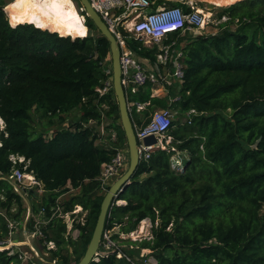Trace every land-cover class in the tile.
<instances>
[{"label":"trees","instance_id":"1","mask_svg":"<svg viewBox=\"0 0 264 264\" xmlns=\"http://www.w3.org/2000/svg\"><path fill=\"white\" fill-rule=\"evenodd\" d=\"M152 1L153 9L181 6L191 11L188 0ZM8 3L0 0V117L5 122L0 130V220H20L28 208L24 195H36L32 189L17 192L8 178L15 166L25 165H15L10 156H23L29 161L26 171L46 192L39 206L31 201L33 214L44 207L50 218L56 207L66 213L75 205L87 211L85 223L74 225L84 240L78 264L110 188L101 193L102 164L127 144L113 88L100 91L112 78L107 73L110 42L88 16V34H75L34 18L18 21L9 15V20L4 10L6 6L8 13ZM224 16L215 34L186 39L178 30L165 40L178 46L186 39L184 82L168 95L179 99L152 97L151 84L129 96L151 102L143 113H132L133 123L141 124L156 107H175L181 114L195 110L185 122L173 119L166 148L141 157L130 185L118 192L107 215L105 229L119 226L123 233L146 218L152 221L153 238L128 239V248L119 245L118 251L136 264L151 255L157 264H264V0H239L222 7ZM128 44L140 57L156 61L158 47L150 49L134 39ZM36 109L49 122L74 109L81 115L50 133L38 132L31 114ZM108 121L105 129L117 131L115 140L97 128ZM104 139L110 145L98 143ZM175 156L181 165H173ZM66 190L69 197L60 200ZM61 220L55 216L48 228L42 227L48 239ZM65 228L61 225L55 235L57 249L51 252L63 259L61 264H70L62 247ZM167 250L172 255H165ZM117 254L90 264H132ZM18 261V255L0 250V264Z\"/></svg>","mask_w":264,"mask_h":264},{"label":"built area","instance_id":"2","mask_svg":"<svg viewBox=\"0 0 264 264\" xmlns=\"http://www.w3.org/2000/svg\"><path fill=\"white\" fill-rule=\"evenodd\" d=\"M93 9L101 16L103 21L108 26L110 32L115 36L119 42L121 49V70H122V84L125 89V93L128 100V108L130 114L143 113L147 107L151 104L150 101L129 100V96H133L139 91L141 87H145L148 84L159 87H166L167 84L172 88L180 87L184 82V63L182 61L183 51L175 42L165 43L169 34L175 31L181 30H194L195 28H202L206 19L201 11L185 12L181 6H160L153 9L154 2L152 0H89ZM8 18L9 15L4 8ZM80 12L86 14L84 7L81 5ZM86 15H84L85 17ZM10 20V18H9ZM85 21V20H84ZM11 22V21H10ZM12 24V23H11ZM13 25V24H12ZM15 26V25H13ZM128 39H134L135 41L142 42L144 46L153 49L151 46H158V52H156V61L152 62L149 58H142L129 46ZM183 48V47H182ZM167 67V70H166ZM169 68V70H168ZM108 74H112V64L107 70ZM113 88V76L108 78L105 82L103 89H100L102 93L108 92ZM169 94V93H168ZM178 98H173L176 101ZM195 113L192 109L187 112V118L190 119V115ZM173 112L171 107L158 108L156 107L152 112L145 117L144 121L140 124L137 121L133 123L134 130L139 141V152L141 157H149L151 151L156 148H166L171 137L168 135L169 129L173 121ZM148 119V121H146ZM146 121V122H145ZM5 128V122L0 117V130ZM155 135L158 138L157 147L154 145H143V139L147 136ZM0 146L2 141L0 139ZM129 157V151L124 148H116L115 154L111 161L102 164L101 173L98 177L101 182V188L106 189L111 184L114 177L121 175L124 171L127 160ZM14 164L25 162L24 169L20 167H14L12 173L9 175V180L13 183L15 190L21 194L23 191L29 189L28 186L38 185L42 187V182L36 178L32 172H27V166L29 161L23 156L12 154L10 156ZM26 180L31 182L32 185H28ZM124 201H117L118 204ZM72 211L63 213V208L58 206L54 209L53 216L46 218L45 208H41L39 211L38 219L35 220L32 228V238L47 239V234L43 231L42 227L47 226V223L52 218L65 216L68 213H72L77 216L75 222L84 224L86 221L87 211L83 209L81 205H75ZM77 208V209H76ZM27 211L29 213L28 219L30 222L31 207L28 206ZM85 214H84V213ZM84 214V215H83ZM150 218H146L142 221H147ZM141 221V222H142ZM153 225V224H152ZM153 227V226H152ZM9 235L8 237L0 236V250H8L9 255H18L19 261L28 258L27 253L23 251L14 252L13 247L19 242L15 239L18 235L14 229L16 226L13 222L8 220ZM27 227L24 231L27 235ZM136 231L128 233V237L134 238ZM133 235V236H132ZM140 237V235H139ZM138 238V237H137ZM31 245V239L27 238ZM48 240V239H47ZM45 240L46 247L50 240ZM114 238L111 229H105L98 251L97 260L100 256L108 255L117 251L119 258L125 257L132 264H136L131 257L127 256L119 249V243ZM45 244L42 243L44 247ZM53 250V249H51ZM39 256V254L36 252ZM146 257L142 264H151ZM16 264V263H15Z\"/></svg>","mask_w":264,"mask_h":264},{"label":"rangeland","instance_id":"3","mask_svg":"<svg viewBox=\"0 0 264 264\" xmlns=\"http://www.w3.org/2000/svg\"><path fill=\"white\" fill-rule=\"evenodd\" d=\"M7 1L10 3L13 0H7ZM35 1H39V0H35ZM237 1H239V0H236L234 2H237ZM74 2L76 3L77 8L80 12L81 3L76 1V0H74ZM187 5L190 7L191 11H199V12L201 11V13H203V16L206 19V23L202 28H195L194 30L182 31L181 37H184L186 39L187 38H195L201 34H207V35L215 34L219 29V25L227 19V18H225V16L220 17L221 9H222V7H225V6L230 5V4L225 3L223 5H216L214 2H212V0H188ZM200 9H204V10H200ZM45 13H47V12L45 11ZM8 15H9V12H8ZM85 21H86V16H85ZM233 29H235V27H233ZM186 39H184L183 42H181V44H179L177 47L182 49V47L186 44ZM151 47L154 48V47H158V46L153 45ZM166 70H167V67H166ZM168 70H169V68H168ZM158 87L159 86H156L155 89ZM163 88H166L168 90V92L169 91L171 92L172 86L167 84L166 87H163ZM175 88L178 90L180 89V87H175ZM153 91H154V89H153ZM168 95H163L162 96L163 99L165 101L168 100L170 102H173V100H171L168 97ZM171 109H172V112L174 115L173 119H174V121H176V123L187 121V119H188L187 114H181V112L178 111L177 108H175V107H171ZM31 114H32L34 129L38 132L45 131V132L50 133L53 130H56V129L61 128L65 125H68L71 120L76 119L77 117H79L81 115V111L79 109L71 110V111L63 114V116H61L62 118H53L52 122H49V118L44 116L41 110H38V109L32 110ZM109 123H110V121H108L107 123H105L101 126H98L97 128L100 130L103 137L108 138L109 136H111V139L115 140L117 138V131L114 129H110V130L105 129V126ZM95 126H97V125H95ZM98 143L104 144V145H110L108 139L98 141ZM121 148L129 150L128 144L122 145ZM181 155H185V153H183ZM175 158H177V156H175L174 159ZM129 161H130V159L128 157L127 165H126L124 171L121 173V175L114 177L113 181H111L110 185H112L119 177H121L126 172V170L129 167ZM179 161L180 160H178V162ZM26 182L28 185H32L31 182H29L28 180H26ZM69 186L71 187V185H68V187ZM28 188L35 190L36 195L34 196V198H31L30 196L24 195L25 204L27 206H30L32 203L31 201H35L34 203L37 206H39L40 205L39 203L42 202L43 196L46 194V192L43 190V185H42V187L38 186V185H34L32 187L28 186ZM106 189H102L101 193H105ZM69 194H70V191H67V190L63 191L61 193V195H59V199L60 200H62L64 198L67 199L69 197ZM75 207H77V206H74V208ZM28 216H29V213H28V211H26V213L21 216L20 220H18V221L9 220L10 222H13L16 226V229H14V231H16L18 233V235L15 239H17L18 240L17 242H19V244L15 245L13 247L12 251L17 252L20 250V251L27 253V255H28V258L26 260L22 259V262L20 260L16 264H61L63 259L54 257L52 252H51V249H57V242L55 239V235H57L59 233L61 225H63V224L66 226L65 231L63 232V235L65 237V242L62 243V247H64L63 254L66 257H68L70 264H74L75 259L82 253L83 246H84V242H83L84 240H82L80 238V230L74 227V225L76 223L75 219L77 216H74L72 213H68L67 215L60 217L62 219L61 221H58V222L55 221V222H57V225H56V223L54 224L55 228L53 227L54 229H51L48 232L50 239L47 238L52 243H49L47 245V247L45 244V240H47V239H42V238L37 239V238L31 237V234L33 231H32V228L29 227L30 222H29ZM4 217H6V216L4 215L3 218ZM37 219H38V215L31 213L30 221H32L33 224H34L35 220H37ZM7 221H8L7 217L4 218L3 220L2 219L0 220V236H2V237H8L9 232H10L9 228H8ZM49 223H52V221L50 220L47 223V225ZM152 226H153L152 221L150 219L147 221L140 222L138 227L135 230H133V231H136V234L134 236L132 235L134 238L128 237V233L121 232V229L119 226L112 228L111 232L113 235H115L117 233L120 234L116 240L117 243H119L120 246L122 245V247L128 248V246H129L128 243H125V241H127L128 239H131V240L137 241V242H142L145 239L153 238L154 234H153V227ZM25 227H27V229H28L27 235L25 234V231H24ZM48 227L49 226H47V228ZM139 235H140V237H139ZM69 237H70V239H69ZM27 238L31 239V245H29L30 242L28 241ZM42 243L45 244L44 247L42 246ZM36 252L39 254V256L36 254ZM142 252L148 254L150 252V250L143 249ZM164 253L167 256L172 255L171 250H167ZM148 257H149L148 258L149 263H151V264H157L158 263V260L156 257H154L152 255L148 256Z\"/></svg>","mask_w":264,"mask_h":264},{"label":"water","instance_id":"4","mask_svg":"<svg viewBox=\"0 0 264 264\" xmlns=\"http://www.w3.org/2000/svg\"><path fill=\"white\" fill-rule=\"evenodd\" d=\"M81 5L86 11V16H88L99 29L104 37L108 39L111 47V62H112V76H113V90L117 99L120 120L122 127L125 132V136L128 144L129 151V167L126 172L119 177L112 185H110L109 190L106 192L104 199L101 203L100 213L92 234L91 241L87 247L85 255L82 257L78 264H90L93 260H97L98 251L100 247V242L102 234L105 230V224L109 210L113 204L115 197L118 195L119 191H124L129 185V180L134 175L138 164L141 160V155L139 152V143L135 130L131 114L128 108V100L125 93L124 86L122 84V70H121V49L119 42L115 36L110 32L108 26L103 21L101 16L93 9L89 0H79ZM143 145L150 146L154 145L157 147L158 138L155 135L147 136L143 139Z\"/></svg>","mask_w":264,"mask_h":264},{"label":"bare ground","instance_id":"5","mask_svg":"<svg viewBox=\"0 0 264 264\" xmlns=\"http://www.w3.org/2000/svg\"><path fill=\"white\" fill-rule=\"evenodd\" d=\"M233 1L235 0H212L218 5L231 4ZM7 7L9 15L12 18L15 17V20L34 18L37 21H44L54 29L72 31L75 34H88V27L84 22L85 17L79 12L73 0H13L8 3ZM173 165H181V162L174 159Z\"/></svg>","mask_w":264,"mask_h":264},{"label":"crops","instance_id":"6","mask_svg":"<svg viewBox=\"0 0 264 264\" xmlns=\"http://www.w3.org/2000/svg\"><path fill=\"white\" fill-rule=\"evenodd\" d=\"M232 3H235V2L233 1ZM216 5H218V4H216ZM155 87L156 86H154V87L152 86V94H151L152 97H162L163 95H168L167 93L170 92V91L168 92V90L166 88L158 87L155 89ZM153 89H154V91H153ZM171 91H172V89H171ZM175 97L178 98V96H175ZM175 97H172L170 99L173 100V98H175ZM158 108H162V107H158Z\"/></svg>","mask_w":264,"mask_h":264},{"label":"snow or ice","instance_id":"7","mask_svg":"<svg viewBox=\"0 0 264 264\" xmlns=\"http://www.w3.org/2000/svg\"><path fill=\"white\" fill-rule=\"evenodd\" d=\"M14 7V6H13ZM13 19H15V17H13Z\"/></svg>","mask_w":264,"mask_h":264}]
</instances>
